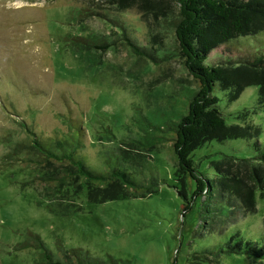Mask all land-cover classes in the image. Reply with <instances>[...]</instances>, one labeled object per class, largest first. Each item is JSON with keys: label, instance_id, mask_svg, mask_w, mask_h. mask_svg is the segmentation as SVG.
<instances>
[{"label": "rangeland", "instance_id": "1", "mask_svg": "<svg viewBox=\"0 0 264 264\" xmlns=\"http://www.w3.org/2000/svg\"><path fill=\"white\" fill-rule=\"evenodd\" d=\"M168 3L0 0V264H46L42 249L25 244L29 232L38 234L53 256L64 260L65 249L79 247L101 259L111 255L118 264H190L195 251L217 248L218 235L203 231L196 206L182 212L184 201L176 189L174 133L168 127L170 120L187 112L196 81L179 53L174 28L166 23L169 10L174 16L177 12ZM119 19L126 33L152 48L156 59L131 51L113 21ZM82 39H103L110 46L99 50ZM237 40L242 46L232 52L213 49L205 62L236 60L261 51L264 30ZM228 47L232 44L219 48ZM212 91L227 123L259 129L253 138L264 142V101L257 103L256 85L244 87L234 100H228V92L218 83ZM24 123L41 139L79 137L87 163L96 169L107 168V158L115 160L121 139L151 144L149 158L130 171L146 183L154 174L159 188L144 197L100 203L81 196L78 211L50 212L45 207L48 198L40 195L44 189L36 179L37 164L28 159L35 156L27 151L5 156L14 141L30 136ZM253 138L211 140L195 149L193 159L201 172L215 178L210 160L221 153L255 155ZM255 200L252 213L239 214L237 228L248 239L263 241L264 188L256 192ZM214 262L205 264H264L228 252Z\"/></svg>", "mask_w": 264, "mask_h": 264}, {"label": "trees", "instance_id": "2", "mask_svg": "<svg viewBox=\"0 0 264 264\" xmlns=\"http://www.w3.org/2000/svg\"><path fill=\"white\" fill-rule=\"evenodd\" d=\"M125 5L128 0H108ZM176 15L169 10L165 20L174 28L179 53L184 64L196 81V89L188 101L187 112L177 120H170L173 130L172 146L176 155L174 178L178 194L183 198L182 212L197 207L200 226L206 233L219 237L217 248L203 247L192 254L190 264L215 263L222 253L245 255L251 261L264 262V240L248 239L237 228L241 213H252L255 194L264 188V142L255 140L259 129L237 123L229 124L213 94V86L228 92V100L238 98L244 87H258L257 103L264 101V48L261 51L239 56L236 60H222L207 64L205 59L214 50H235L242 46L239 37L254 35L264 30V0H168ZM167 9V6H166ZM164 16V14H163ZM120 17V16H119ZM122 30L123 38L131 51L139 56L156 59L152 48L139 44L125 27L113 20ZM81 42L88 47L105 50L110 43L99 41ZM154 44V40H151ZM235 42L237 44H235ZM232 48L220 49L224 44ZM152 44V47H153ZM147 45V44H146ZM155 46V45H154ZM236 46V47H235ZM258 106V105H257ZM26 138L14 141L5 156L13 158L27 151L37 164L36 179L42 184L47 197L46 208L50 212L65 215L78 211V198L85 196L90 202L100 203L124 197H144L156 192L160 182L151 174L149 182L137 179L130 169L137 170L149 158L147 148L151 144L138 139H121L115 160H106L107 168L96 169L86 161L81 140L69 141L50 135L44 139L24 123ZM81 130V128H80ZM82 131V130H81ZM254 139L256 153L253 156H236L221 153L210 160L215 178L198 169L193 159L196 148L211 140L223 142L231 138ZM146 152V153H145ZM151 157V155H150ZM128 164L129 168L125 166ZM31 180L34 181L32 178ZM36 181V180H35ZM33 182V186L36 182ZM194 186L191 189L190 183ZM36 188V187H35ZM37 189V188H36ZM71 199V202H67ZM29 241L42 249L46 264H118L108 255L105 259L90 256L79 247L65 249V260L54 257L40 236L29 232ZM194 256V257H193ZM205 261L203 263L202 259ZM200 260V263L197 260ZM196 260V261H195Z\"/></svg>", "mask_w": 264, "mask_h": 264}]
</instances>
